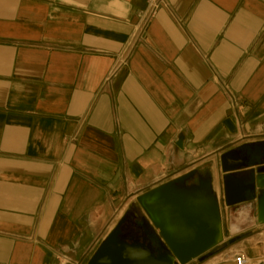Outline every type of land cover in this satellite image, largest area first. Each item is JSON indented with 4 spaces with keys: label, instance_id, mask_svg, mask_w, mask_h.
<instances>
[{
    "label": "crops",
    "instance_id": "1",
    "mask_svg": "<svg viewBox=\"0 0 264 264\" xmlns=\"http://www.w3.org/2000/svg\"><path fill=\"white\" fill-rule=\"evenodd\" d=\"M147 1L0 0V264H86L144 193L195 171L223 211L264 174V0ZM237 237L209 264H264Z\"/></svg>",
    "mask_w": 264,
    "mask_h": 264
},
{
    "label": "water",
    "instance_id": "2",
    "mask_svg": "<svg viewBox=\"0 0 264 264\" xmlns=\"http://www.w3.org/2000/svg\"><path fill=\"white\" fill-rule=\"evenodd\" d=\"M247 163L248 159L241 158L237 151L229 152L221 156L220 170L228 175ZM258 171L264 173V168ZM195 177L196 184L187 186ZM210 184L208 175L201 177L191 171L144 193L136 204L157 238L147 243L123 242L121 219L86 264H190L220 246L224 231L231 239L228 243H233L238 235L264 226V174L236 198L231 197L233 188L226 179L223 211ZM252 192L255 197L248 201ZM159 243L163 250H159Z\"/></svg>",
    "mask_w": 264,
    "mask_h": 264
},
{
    "label": "flooded vegetation",
    "instance_id": "3",
    "mask_svg": "<svg viewBox=\"0 0 264 264\" xmlns=\"http://www.w3.org/2000/svg\"><path fill=\"white\" fill-rule=\"evenodd\" d=\"M123 224L120 228L121 237L120 239L129 244L133 241L140 243H147L151 239H156V235L153 230L149 228V224L144 217H141L135 210L128 211L123 217ZM159 250H163L164 247L159 243Z\"/></svg>",
    "mask_w": 264,
    "mask_h": 264
},
{
    "label": "built area",
    "instance_id": "4",
    "mask_svg": "<svg viewBox=\"0 0 264 264\" xmlns=\"http://www.w3.org/2000/svg\"><path fill=\"white\" fill-rule=\"evenodd\" d=\"M163 3H164V0H148L147 1V6H146L147 9L137 16L138 22L141 24L143 28L147 27L148 24L151 23L150 21L153 20L158 9L160 8L161 5H163ZM246 261L249 263V261L244 256L236 255L233 258L232 263L245 264Z\"/></svg>",
    "mask_w": 264,
    "mask_h": 264
},
{
    "label": "rangeland",
    "instance_id": "5",
    "mask_svg": "<svg viewBox=\"0 0 264 264\" xmlns=\"http://www.w3.org/2000/svg\"><path fill=\"white\" fill-rule=\"evenodd\" d=\"M130 210H134V209L131 207V208L128 209V211H130ZM141 214H142V212H141ZM143 215L144 214H142V216ZM149 228H150V230L152 229L151 226H149ZM237 239H238V237L235 238V242L228 243L231 240V239H229L225 244H223V245L220 246V249H223V250H225V249H231V247H233L234 244L236 243ZM219 251L220 250H216V251H212L211 250L210 252H208L207 254H205V256L202 257L203 259L201 261L194 260L190 264H209V263L212 262V261H209V260H211V258L214 257ZM82 264H85V263H82Z\"/></svg>",
    "mask_w": 264,
    "mask_h": 264
},
{
    "label": "bare ground",
    "instance_id": "6",
    "mask_svg": "<svg viewBox=\"0 0 264 264\" xmlns=\"http://www.w3.org/2000/svg\"><path fill=\"white\" fill-rule=\"evenodd\" d=\"M245 264H249V263L246 261Z\"/></svg>",
    "mask_w": 264,
    "mask_h": 264
}]
</instances>
